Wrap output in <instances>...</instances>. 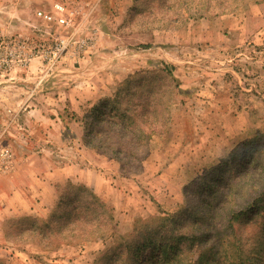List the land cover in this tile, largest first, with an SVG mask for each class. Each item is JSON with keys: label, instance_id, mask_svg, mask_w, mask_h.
I'll list each match as a JSON object with an SVG mask.
<instances>
[{"label": "rangeland", "instance_id": "1", "mask_svg": "<svg viewBox=\"0 0 264 264\" xmlns=\"http://www.w3.org/2000/svg\"><path fill=\"white\" fill-rule=\"evenodd\" d=\"M258 137L264 0H0V264H125L144 224L233 180L231 205L255 199L264 163L233 158ZM70 186L102 206L57 222Z\"/></svg>", "mask_w": 264, "mask_h": 264}, {"label": "trees", "instance_id": "2", "mask_svg": "<svg viewBox=\"0 0 264 264\" xmlns=\"http://www.w3.org/2000/svg\"><path fill=\"white\" fill-rule=\"evenodd\" d=\"M147 87L150 88L149 85ZM122 130L125 127L122 126ZM260 138L245 143L243 151L238 153L239 159L233 158L236 173L239 171V174L253 175L259 163H264L260 157L264 142ZM260 180L261 185H264V170ZM233 181L218 189L207 200H202L203 203L197 204L195 210L189 206L184 209L186 217L181 218L179 213L171 218L164 217L160 221L144 224L125 241H121L116 249L114 247L109 255L119 253L120 261L125 264H264V248L258 250L253 246L264 239V214L258 225L251 221L252 211L264 209V188H257L258 196L255 199L238 203L236 198L231 205L228 201L229 191L237 188L235 193L239 196L238 186ZM69 188L74 190L64 192L59 203V213H53V220L58 222L64 215L61 212H65L67 219L79 218L82 214L88 217L93 215L96 207L102 206V203L94 200V194L88 189L75 186ZM89 197L92 198L91 201L88 200ZM194 214L198 216L201 230L198 232L189 228L185 232L183 229L187 217ZM53 226L52 223H47L39 229H52ZM95 228V224L89 226L88 231L93 232ZM183 241L187 242L184 246ZM195 245L204 246L193 261L191 255Z\"/></svg>", "mask_w": 264, "mask_h": 264}, {"label": "crops", "instance_id": "3", "mask_svg": "<svg viewBox=\"0 0 264 264\" xmlns=\"http://www.w3.org/2000/svg\"><path fill=\"white\" fill-rule=\"evenodd\" d=\"M15 187V186H14ZM25 187V186H24ZM18 199H20V198H18ZM21 200V199H20ZM22 201V203H23V199L21 200ZM6 203H7V205L9 204V205H12V206H14L17 202H16V199H15V195H13L11 192L9 193V195H8V199H6ZM11 210H9V208L7 207V211H8V213H9V211H11V213H13L14 212V209H15V207L13 208H10Z\"/></svg>", "mask_w": 264, "mask_h": 264}]
</instances>
